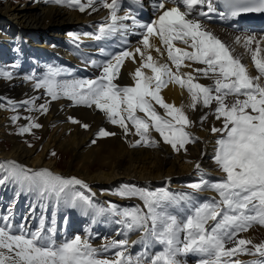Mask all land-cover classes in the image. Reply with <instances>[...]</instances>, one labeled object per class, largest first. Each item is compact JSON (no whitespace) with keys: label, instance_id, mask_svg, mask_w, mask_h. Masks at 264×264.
<instances>
[{"label":"snow or ice","instance_id":"6c2138e0","mask_svg":"<svg viewBox=\"0 0 264 264\" xmlns=\"http://www.w3.org/2000/svg\"><path fill=\"white\" fill-rule=\"evenodd\" d=\"M45 2L81 13L91 9L89 15L100 8L107 10L108 15L95 32L68 34L76 48H80L85 38L100 43L99 52L105 59L85 58V63L98 70L94 78L61 81L57 78L71 73L50 66L42 78L34 74L25 78L34 82L35 90L42 89L50 101L63 98L72 106L94 107L109 123L118 126L125 137H139L130 147H154L162 141L174 152L186 153V145L199 139L189 131L194 122L183 105L167 103L161 95L162 89L170 84L178 85L187 91L190 97L187 107L192 111L197 105L210 108L215 103L214 116L222 122V127L213 125L210 129L213 135L220 134L215 140L213 162L224 175L214 183L202 175L199 182L188 185L192 193L205 190L217 193L218 199L200 204L193 203L191 193L148 191L125 185L112 194L122 199H137L142 207L121 210L111 202L107 207L94 202L95 194L89 185L76 177L65 178L48 169L33 170L15 161L0 163V188L15 185L17 199L21 194H32L37 201L30 206L25 221L35 215L37 208L42 213L50 207L53 209L50 225L42 215L35 230L26 222L15 223V199L0 213V264H189V256L196 258L193 264H242L238 258L241 255L252 257L247 264H264V242L255 244L240 235L254 225L264 227V83H261L264 34L235 38V43L242 44L251 54L258 73L252 76L200 19H211L213 14L220 20H236L248 13L264 14V0H153L155 18L148 23L142 22L134 10L125 9L121 14L125 5L142 8L143 0ZM133 35L139 37L135 45L129 40ZM153 40H158L160 46ZM113 44L120 50L112 51ZM152 51L160 57L166 51L170 63L158 62ZM126 61L139 64L131 74L132 86L116 83ZM192 64L204 67L182 72V68H191ZM145 69L151 74H146ZM200 77L212 79L214 84L205 86L197 82ZM0 79L11 80L12 73L0 70ZM229 97L233 98L231 103L226 102ZM40 99L34 96L19 105L11 100L7 104L12 111L25 107L29 112L47 114L50 101L37 105ZM156 105L164 110L163 115ZM19 119L18 115L12 117L13 123ZM25 119L28 124L19 129V135L42 127L30 116ZM68 119L86 130L89 127L73 117ZM207 119V115L202 116L200 123ZM153 131L160 140L152 137ZM115 135L101 128L97 138ZM195 168L201 171L199 163ZM181 202L192 205L183 218L168 211ZM61 206L79 208L93 218L119 217L116 222L122 231L117 234L123 238L110 240L99 248L80 235L58 243L56 210ZM132 233L138 234L139 239L130 241ZM135 244L142 245L143 251L132 254L130 248ZM110 252L111 257L103 255Z\"/></svg>","mask_w":264,"mask_h":264},{"label":"bare ground","instance_id":"6f19581e","mask_svg":"<svg viewBox=\"0 0 264 264\" xmlns=\"http://www.w3.org/2000/svg\"><path fill=\"white\" fill-rule=\"evenodd\" d=\"M88 11L78 14L65 9L46 7L39 0L33 2L32 5L22 3L17 7L4 6L0 8V30L3 31L0 33V60L4 62L13 58L23 61L34 54L38 59L44 56L56 58L63 52L65 42H59L54 50L48 49L40 52L38 43L41 35L50 34L63 38V34H59V32L71 22L75 28H81V34L92 30L97 25L95 20L101 18L102 15L97 12L89 15ZM215 32L221 36L219 32ZM223 38L230 45L234 42V38L227 34ZM48 39L52 40V38ZM153 43L158 47L156 41ZM239 46L244 49V54L250 56V53L243 46ZM237 57H240L239 53ZM37 65L40 66V62ZM137 66H139L138 63L127 62L121 69L120 77L130 79V73ZM24 70L20 66L17 76H13L11 80L0 79V97L4 98V101L10 99L17 105L34 96L41 97L40 100L36 101L37 105L44 103L45 100L50 101V97L22 82L20 76H24ZM161 95L167 103L174 104L176 107L183 105L186 114L194 122L191 130L199 139L193 147H190L191 154L175 155L172 148L163 142L151 148H132L130 144L137 139L133 136L125 137L118 126L107 125L104 122L105 117L101 113L86 108H70L68 106L69 101L57 100L50 101L47 114H41L37 111L33 115L43 126V129L36 140L37 143L31 147L28 143L23 144L19 136L8 134L12 133L14 125L7 115L0 111V159L3 157L18 159L30 169L41 166L49 167L60 173L83 180L94 192H98L103 185L114 184L118 180L127 178L148 183L168 180L172 185H180L185 181V177L194 172L196 163L203 165L212 176H219L221 171L217 166L211 164V156L216 147L215 140L220 134L213 135L210 129L213 125L218 128L222 127V122L215 119L214 106L203 108L197 105L195 111L190 110L187 107L190 103V97L185 92L182 93V91L177 90L176 86L171 87L169 85L161 91ZM9 112L12 110L9 109ZM25 114L29 115V112ZM204 115H207L208 119L201 124L200 118ZM69 117L79 120L81 124H87L88 129H84L80 124L69 122ZM100 126L105 127L106 131L116 133V135L99 140L95 139L94 133ZM153 138L160 139L158 135ZM94 139L96 140L95 144L92 143ZM34 141L31 138L28 142L33 143ZM4 143H7L8 150L5 149ZM52 150L58 152L59 160L63 163L62 170L58 169L54 159L50 156ZM201 198H204V195ZM3 208L4 199L0 196V213H2ZM178 212L182 217L188 214V212ZM26 216L28 215L24 213L22 207L15 204V221L22 219L29 225V228L35 230L39 226V220L30 218L25 221ZM56 220L57 229H60L63 221L60 218H56ZM257 227L260 229L259 225ZM257 227L248 231L249 239H253L252 235L255 230L258 231ZM262 232L264 234V230ZM88 235L89 233L84 234L83 238ZM138 239V234H135L130 241ZM254 240L256 244L257 241H260L258 235ZM103 244L102 241L92 243L93 247L97 248ZM130 251L132 254H138L143 251V247L140 244H135L131 246ZM195 259V257L189 256V264H193Z\"/></svg>","mask_w":264,"mask_h":264},{"label":"rangeland","instance_id":"374dc122","mask_svg":"<svg viewBox=\"0 0 264 264\" xmlns=\"http://www.w3.org/2000/svg\"><path fill=\"white\" fill-rule=\"evenodd\" d=\"M23 0H0V8H3L4 6L6 7V6H12V7H17V6H19L20 4H22V3H25V4H28V5H32V3L33 2H35L36 0H25L24 2H22ZM64 28H66V26L64 27ZM1 33L3 32L2 30L0 31ZM231 46H233V47H237V48H240L244 53H245V51H244V49L243 48H241L239 45H237L235 42H233L232 43V45ZM241 56H246V54H244V55H241L240 54V57ZM13 59V58H12ZM11 59H9V60H7V61H4V62H2L1 60V62H0V70H4V71H8V72H11L12 73V75H13V70H14V68H13V64H14V61H10ZM2 80H6V79H2ZM2 98V97H1ZM6 98V97H5ZM10 100V99H9ZM7 101H8V99L7 100H5L4 101V98H2V100H0V105H2L1 107H0V111L4 114V115H7V117L12 121V117L14 116V115H18L19 117H20V119L19 120H17L15 123H13V121H12V123H13V125H14V128H13V131H12V133H8V134H13L14 136L16 135V136H19V138H20V140L22 141V143L23 144H29V145H34V144H36L37 142H36V140L38 139V137H39V135H40V131H42V130H40V129H37V130H32V132L31 133H29V135L27 134V136L26 135H24V137L22 136V135H19L18 133H19V129L22 127V126H25L24 124L27 122V119L25 120L24 118L25 117H27L26 116V114L25 113H22L23 111H24V109H22V107H19V110L18 111H12V112H7L5 109H10V106L7 104ZM12 101V100H11ZM3 110H5L4 112H3ZM22 111V112H21ZM7 112V113H6ZM27 112H29V111H27ZM32 112V111H31ZM31 112H29V115H30V113ZM38 121V120H37ZM38 131V132H37ZM191 132H192V134H193V136L195 135L196 136V134H194V131L193 130H190ZM197 137V136H196ZM31 138L33 139V140H35L33 143H31V142H28V141H30L31 140ZM3 143V142H2ZM193 145L194 144H188V145H186V147H187V153H184L185 155H187V154H191L192 152H191V148H190V146H192L193 147ZM4 147H5V149L6 150H8L9 149V147H8V145H7V143H4ZM53 152H55V156H53L52 155V153ZM214 153V152H213ZM174 154L175 155H177L175 152H174ZM213 155V154H212ZM50 156L52 157V159H54V161H55V163H56V165H57V167H58V169H60V170H62V167H63V163H62V161H60L59 159H60V156L58 155V152L57 151H55V150H52V151H50ZM211 158H212V156H211ZM16 160H18V159H16ZM15 159H9V158H6V157H3V158H1L0 159V163H3V162H8V161H15V162H18V161H16ZM212 160H213V158H212ZM20 164V163H19ZM42 167V166H41ZM41 167H38V168H41ZM202 167V166H201ZM218 168V167H217ZM37 169V168H36ZM34 170V169H33ZM50 171H52L54 174H57L58 173V171L56 172L55 170H50ZM200 172H205V171H200ZM60 173V172H59ZM205 174H208L207 172H205ZM60 175L61 176H63V177H65V178H70V177H72V176H70V175H66V174H64V173H60ZM193 176H194V174L192 175H190V176H187V177H185L184 178V180L186 181V185H189V184H191V183H197V182H199L200 181V179L201 178H195V179H192L193 178ZM219 176H222V173L219 175ZM219 176H212L210 173H209V175H208V177H219ZM223 177H220V178H218V179H216L214 182H218V181H220L221 179H222ZM189 179H191V180H189ZM122 180V179H121ZM118 180L117 182H115L114 184V186H116V188H121V187H123V186H125V185H129V186H131L132 184L129 182V181H124V180ZM126 180H130L131 182H133V183H143V181H139V180H134V179H132V178H127ZM187 180H189V181H187ZM184 181V182H185ZM163 182V181H162ZM210 182V181H209ZM118 183V184H117ZM156 183H158V182H156ZM183 183V182H182ZM181 183V184H182ZM212 183V182H211ZM114 186H109V185H103V186H101V190H106V189H112ZM149 191V190H148ZM9 195L11 196V198H15L14 196L16 195V192L14 191V185H12L11 184V190L9 191ZM27 196H28V198L30 199V200H33V202H34V198L32 197V195L31 194H27ZM105 197L104 198H102L103 199V201L104 202H106L107 201V197H106V195H104ZM186 205L185 206H183L182 208L183 209H186ZM67 209L69 210V208H63L62 209V211H61V213H66V214H68V211H67ZM171 213V212H170ZM75 214H76V216L77 217H79L80 216V214H82V213H80V214H78V213H76L75 212ZM253 228V227H252ZM254 229V228H253ZM256 229H258V231H254L253 232V235H252V237H253V243H255L256 244V241L254 240L255 238H257V235H258V238H259V240L260 241H257V244H259V243H262V242H264V234H263V232H262V229H259L258 227L256 228ZM251 231V230H250ZM257 234V235H256ZM135 235V234H134ZM134 235H132L131 237H129V239H131ZM139 236V235H138ZM87 238V237H86ZM142 246V245H141ZM143 247V246H142Z\"/></svg>","mask_w":264,"mask_h":264}]
</instances>
